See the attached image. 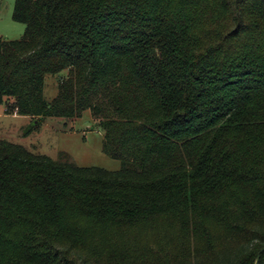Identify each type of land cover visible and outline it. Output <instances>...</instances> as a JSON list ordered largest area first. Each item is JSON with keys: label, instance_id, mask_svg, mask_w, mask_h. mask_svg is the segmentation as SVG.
I'll return each mask as SVG.
<instances>
[{"label": "trees", "instance_id": "trees-1", "mask_svg": "<svg viewBox=\"0 0 264 264\" xmlns=\"http://www.w3.org/2000/svg\"><path fill=\"white\" fill-rule=\"evenodd\" d=\"M12 18L4 111L88 110L121 166L1 139L0 264H264V0H14Z\"/></svg>", "mask_w": 264, "mask_h": 264}, {"label": "rangeland", "instance_id": "rangeland-1", "mask_svg": "<svg viewBox=\"0 0 264 264\" xmlns=\"http://www.w3.org/2000/svg\"><path fill=\"white\" fill-rule=\"evenodd\" d=\"M14 0H0V38L19 39L25 30L23 23L12 18ZM44 94L51 98L55 94V80L46 79ZM11 104L5 97L0 102V140L6 139L23 145L33 153L57 159L65 153L70 161L83 167H100L118 170L121 162L102 150L103 132L96 126L90 111L68 121L49 117L40 122L30 117L8 114L4 109Z\"/></svg>", "mask_w": 264, "mask_h": 264}, {"label": "water", "instance_id": "water-1", "mask_svg": "<svg viewBox=\"0 0 264 264\" xmlns=\"http://www.w3.org/2000/svg\"><path fill=\"white\" fill-rule=\"evenodd\" d=\"M263 250H264V248L261 249V250L257 253V255H256V262H255V263H257V261H258V259H259V256H260V253H261Z\"/></svg>", "mask_w": 264, "mask_h": 264}, {"label": "crops", "instance_id": "crops-1", "mask_svg": "<svg viewBox=\"0 0 264 264\" xmlns=\"http://www.w3.org/2000/svg\"><path fill=\"white\" fill-rule=\"evenodd\" d=\"M11 115H16V116H18L19 114L14 113V114H11ZM19 116H22V115H19ZM23 117H25V118H29V119H30V117H28V116H23Z\"/></svg>", "mask_w": 264, "mask_h": 264}]
</instances>
